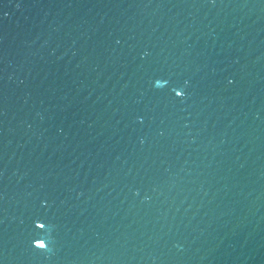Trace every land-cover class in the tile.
<instances>
[{
  "label": "water",
  "instance_id": "95a60500",
  "mask_svg": "<svg viewBox=\"0 0 264 264\" xmlns=\"http://www.w3.org/2000/svg\"><path fill=\"white\" fill-rule=\"evenodd\" d=\"M0 264H264V0H0Z\"/></svg>",
  "mask_w": 264,
  "mask_h": 264
}]
</instances>
